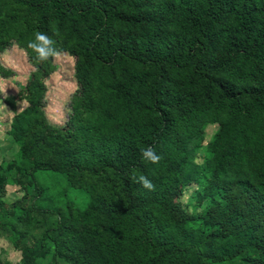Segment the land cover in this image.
<instances>
[{
	"label": "trees",
	"instance_id": "obj_1",
	"mask_svg": "<svg viewBox=\"0 0 264 264\" xmlns=\"http://www.w3.org/2000/svg\"><path fill=\"white\" fill-rule=\"evenodd\" d=\"M0 12L3 48L27 54L32 80L52 69L27 48L37 31L81 70L68 130L26 93L12 120L19 152L0 174V189L13 171L47 200L54 222L37 245L46 240L51 264H264V0H0ZM148 146L159 163L141 159ZM44 172L84 204L51 200ZM185 188L198 212L181 202ZM28 229L16 233L33 245ZM30 246L23 264H40Z\"/></svg>",
	"mask_w": 264,
	"mask_h": 264
},
{
	"label": "rangeland",
	"instance_id": "obj_2",
	"mask_svg": "<svg viewBox=\"0 0 264 264\" xmlns=\"http://www.w3.org/2000/svg\"><path fill=\"white\" fill-rule=\"evenodd\" d=\"M4 36L9 38V35ZM3 40L0 39V174H4L6 165L16 159L19 152L12 134V120L27 106L26 93L39 92L47 122L59 129L68 130V120L73 114V95L81 76L76 61L58 49L61 55L59 58H52V69L48 76L38 81L32 80L31 74L35 68L27 54L14 41L3 48ZM216 129L215 124L204 126L201 146L196 151L197 162H202L207 144ZM17 178L16 173L12 171L0 189V264H23L21 252L29 245L37 246L43 255L37 262L51 264V247L46 240L37 244L45 228L54 222V217L42 211L47 207V200L39 197L31 188L24 187ZM36 179L47 188L45 190L50 199L59 205L84 204L85 195L69 186L64 176L44 172L36 174ZM192 191V188H185L181 202L198 212L199 207ZM26 212L29 216V229L22 223ZM16 229H28L27 232L34 236L33 245L27 237L18 235Z\"/></svg>",
	"mask_w": 264,
	"mask_h": 264
},
{
	"label": "clouds",
	"instance_id": "obj_3",
	"mask_svg": "<svg viewBox=\"0 0 264 264\" xmlns=\"http://www.w3.org/2000/svg\"><path fill=\"white\" fill-rule=\"evenodd\" d=\"M54 41L47 34L37 31L34 34V39L28 41L27 48L36 54L38 61H47L52 58H59L61 53L55 48ZM141 159L151 164L159 163L161 156L156 152L153 146H148L141 149ZM135 181L139 183L144 189L152 191L155 186L150 179L144 175L134 177Z\"/></svg>",
	"mask_w": 264,
	"mask_h": 264
}]
</instances>
